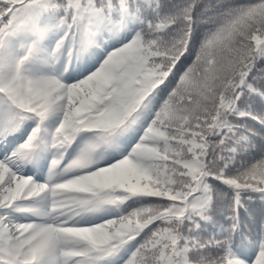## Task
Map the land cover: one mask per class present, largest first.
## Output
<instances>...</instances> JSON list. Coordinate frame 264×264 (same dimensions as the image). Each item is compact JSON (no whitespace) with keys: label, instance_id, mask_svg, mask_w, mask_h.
<instances>
[{"label":"snow or ice","instance_id":"1","mask_svg":"<svg viewBox=\"0 0 264 264\" xmlns=\"http://www.w3.org/2000/svg\"><path fill=\"white\" fill-rule=\"evenodd\" d=\"M0 264H264V0H0Z\"/></svg>","mask_w":264,"mask_h":264},{"label":"trees","instance_id":"2","mask_svg":"<svg viewBox=\"0 0 264 264\" xmlns=\"http://www.w3.org/2000/svg\"><path fill=\"white\" fill-rule=\"evenodd\" d=\"M259 210H260V209H259V205H258V204L255 205V206H254V211L259 212ZM236 242H237L238 244L240 243V238H239V237L236 238Z\"/></svg>","mask_w":264,"mask_h":264}]
</instances>
